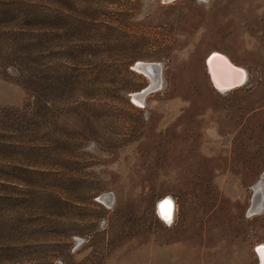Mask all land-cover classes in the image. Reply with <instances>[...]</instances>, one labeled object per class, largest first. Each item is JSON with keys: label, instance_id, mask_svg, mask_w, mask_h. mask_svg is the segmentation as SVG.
<instances>
[{"label": "rangeland", "instance_id": "obj_1", "mask_svg": "<svg viewBox=\"0 0 264 264\" xmlns=\"http://www.w3.org/2000/svg\"><path fill=\"white\" fill-rule=\"evenodd\" d=\"M65 14L70 84L48 107L0 71V244L29 264H260L264 0H68ZM213 52L246 70L242 87L211 84ZM138 63L162 81L140 104Z\"/></svg>", "mask_w": 264, "mask_h": 264}, {"label": "trees", "instance_id": "obj_2", "mask_svg": "<svg viewBox=\"0 0 264 264\" xmlns=\"http://www.w3.org/2000/svg\"><path fill=\"white\" fill-rule=\"evenodd\" d=\"M67 5L68 0H0V71L16 78L45 107L43 96H50L58 86L65 92L70 84V67L64 63L69 59L65 38L71 29ZM58 55L61 64L56 62ZM19 248V242H2L0 264H29L15 258Z\"/></svg>", "mask_w": 264, "mask_h": 264}, {"label": "water", "instance_id": "obj_3", "mask_svg": "<svg viewBox=\"0 0 264 264\" xmlns=\"http://www.w3.org/2000/svg\"><path fill=\"white\" fill-rule=\"evenodd\" d=\"M225 61H227L229 65H232L228 61V59L225 57V55L219 52L210 53V55L206 58L205 65H206L207 73H208L211 84L215 86L217 89L218 87H221V88L230 87L231 88L230 91L238 87L240 88V86H242V83H243L242 82L240 84L242 78L238 77V75L235 74L234 71L232 70V67L230 66L231 67L230 68ZM235 68L240 71L239 66L238 67L235 66ZM135 69L139 70L145 75H148L153 80L155 79V76L159 74V71L161 70L160 65L156 63L154 64L138 63L135 66ZM241 70L244 71L245 69L241 68ZM247 79H248V74H247ZM247 79L245 77V82L247 81ZM151 82L152 81H150V84L144 90L139 92L138 96L145 97L147 94L156 90L157 82L155 83H151ZM166 201H170L171 204L170 205L165 204ZM263 204L264 203H263L261 191L258 190L253 200L252 213L261 212L263 209ZM162 205L167 206V213H168L167 218L169 222H172L174 211H175V206L177 205H175L174 201L170 197H165L161 201H159L157 204V209ZM163 222H167V221L163 220ZM262 246H264V243L258 244L255 247V252L258 255L260 264H264V258H263L264 255H262L258 251V249H260Z\"/></svg>", "mask_w": 264, "mask_h": 264}, {"label": "bare ground", "instance_id": "obj_4", "mask_svg": "<svg viewBox=\"0 0 264 264\" xmlns=\"http://www.w3.org/2000/svg\"><path fill=\"white\" fill-rule=\"evenodd\" d=\"M220 53V52H219ZM227 59H228V61L232 64V65H229V63H227V61H225L227 64H228V66L230 67H232V70L234 71V73L235 74H237L238 75V77H240V78H242V80H241V82H240V84L242 83V86L247 82H245V77H246V79H247V73H246V71L244 70H241V67H240V71L238 70V69H236L235 68V66H237V65H235V63H233L231 60H230V58H228L227 56H225ZM151 64H154V63H151ZM156 64H158V63H156ZM230 67V68H231ZM236 69V70H235ZM152 79V78H151ZM155 82H157V87H156V90L160 87V83L162 82L161 80H160V71H159V74L157 75V76H155V79L153 80L152 79V83H155ZM239 85V84H238ZM242 86H240V87H242ZM215 87V86H214ZM216 88V87H215ZM239 88V87H238ZM217 89V88H216ZM220 89V90H219ZM230 87H228V88H221V87H218V91H230ZM235 89H237V88H235ZM155 90V91H156ZM139 94V93H138ZM138 94H136L135 96H134V99L136 100V102L137 103H142V101L144 100V97H141V96H138ZM141 101H140V100ZM166 211V212H165ZM159 213H160V215L162 216V218H164V220L165 221H167L168 220V218H167V216L165 215L166 213H167V206H165V205H162V206H160L159 207ZM169 223H171V222H169ZM264 258V257H263Z\"/></svg>", "mask_w": 264, "mask_h": 264}, {"label": "snow or ice", "instance_id": "obj_5", "mask_svg": "<svg viewBox=\"0 0 264 264\" xmlns=\"http://www.w3.org/2000/svg\"><path fill=\"white\" fill-rule=\"evenodd\" d=\"M169 2H170V0H169ZM165 204L170 205L171 202H170V201H166ZM165 215L168 216V213H166ZM258 251H259L262 255H264V246H262L260 249H258Z\"/></svg>", "mask_w": 264, "mask_h": 264}]
</instances>
